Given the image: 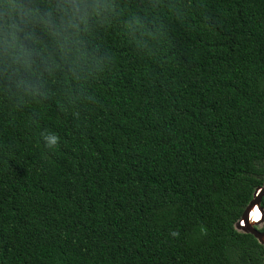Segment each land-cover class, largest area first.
<instances>
[{
	"label": "trees",
	"instance_id": "obj_1",
	"mask_svg": "<svg viewBox=\"0 0 264 264\" xmlns=\"http://www.w3.org/2000/svg\"><path fill=\"white\" fill-rule=\"evenodd\" d=\"M84 12L32 70L3 57L0 264H263L235 223L264 184V0ZM19 17L0 0V36Z\"/></svg>",
	"mask_w": 264,
	"mask_h": 264
},
{
	"label": "clouds",
	"instance_id": "obj_2",
	"mask_svg": "<svg viewBox=\"0 0 264 264\" xmlns=\"http://www.w3.org/2000/svg\"><path fill=\"white\" fill-rule=\"evenodd\" d=\"M4 2L10 16L19 11L20 17L9 23L7 33L0 36V43L8 49L0 50V67H11L8 60L3 58L7 56H11L16 64L20 63L21 57H25L23 63L27 70H32L33 64L44 63L52 57L56 45L63 50L65 42L70 39V32L78 30L88 15L87 12L82 14V6L86 0H63L61 4H57L55 0H44V4L32 7L21 0ZM36 17L42 21L39 29L33 23ZM14 71H19V68ZM41 135L50 149L59 143V137L54 133L43 132ZM173 235L178 233L173 232Z\"/></svg>",
	"mask_w": 264,
	"mask_h": 264
},
{
	"label": "water",
	"instance_id": "obj_3",
	"mask_svg": "<svg viewBox=\"0 0 264 264\" xmlns=\"http://www.w3.org/2000/svg\"><path fill=\"white\" fill-rule=\"evenodd\" d=\"M263 196H264V184L261 186H258L255 189L253 193V197L250 199V201L244 208L240 219L235 223V227L243 232L251 233L258 240V242L264 246V230H259L256 227V225L259 222H262L264 220V210L260 207V200ZM255 205L259 207V210L261 212V218L259 221L251 222L249 220V216ZM240 220L243 221L242 226H240V223H239Z\"/></svg>",
	"mask_w": 264,
	"mask_h": 264
},
{
	"label": "bare ground",
	"instance_id": "obj_4",
	"mask_svg": "<svg viewBox=\"0 0 264 264\" xmlns=\"http://www.w3.org/2000/svg\"><path fill=\"white\" fill-rule=\"evenodd\" d=\"M259 217H260V211L257 209H253L252 213L249 216V220L251 222H254V221H257L259 219Z\"/></svg>",
	"mask_w": 264,
	"mask_h": 264
},
{
	"label": "built area",
	"instance_id": "obj_5",
	"mask_svg": "<svg viewBox=\"0 0 264 264\" xmlns=\"http://www.w3.org/2000/svg\"><path fill=\"white\" fill-rule=\"evenodd\" d=\"M253 209H257V210H259V207H258L257 205H255V206L253 207ZM253 209H252V210H253ZM259 211H260V210H259ZM251 213H252V211H251ZM260 217H261V212H260ZM258 220H259V219H258ZM239 223H240V226L243 225V221H242V220H240Z\"/></svg>",
	"mask_w": 264,
	"mask_h": 264
},
{
	"label": "rangeland",
	"instance_id": "obj_6",
	"mask_svg": "<svg viewBox=\"0 0 264 264\" xmlns=\"http://www.w3.org/2000/svg\"><path fill=\"white\" fill-rule=\"evenodd\" d=\"M263 221L262 222H259L256 227H260L262 225Z\"/></svg>",
	"mask_w": 264,
	"mask_h": 264
},
{
	"label": "flooded vegetation",
	"instance_id": "obj_7",
	"mask_svg": "<svg viewBox=\"0 0 264 264\" xmlns=\"http://www.w3.org/2000/svg\"><path fill=\"white\" fill-rule=\"evenodd\" d=\"M261 207V206H260ZM262 208V207H261ZM263 209V208H262ZM258 228V227H257Z\"/></svg>",
	"mask_w": 264,
	"mask_h": 264
}]
</instances>
